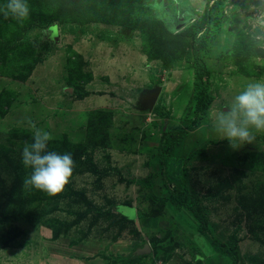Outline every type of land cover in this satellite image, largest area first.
Listing matches in <instances>:
<instances>
[{"label":"rangeland","instance_id":"obj_1","mask_svg":"<svg viewBox=\"0 0 264 264\" xmlns=\"http://www.w3.org/2000/svg\"><path fill=\"white\" fill-rule=\"evenodd\" d=\"M78 1L27 0L24 20L0 12V264H232L190 211L162 199L174 188L197 198L214 241L229 247L236 237L233 264H264V133L234 151L212 128L216 109L264 79L261 0ZM131 1L146 5L134 30L118 23ZM90 7L101 17L78 20L76 33L50 19L88 17ZM190 16L194 37L177 22ZM236 40L247 53H228ZM189 48L213 100L200 126L159 156L165 130L194 117ZM155 87L153 109H142L141 94ZM33 123L53 135L48 150L75 161L57 195L23 187ZM144 243L151 252L136 255Z\"/></svg>","mask_w":264,"mask_h":264},{"label":"clouds","instance_id":"obj_2","mask_svg":"<svg viewBox=\"0 0 264 264\" xmlns=\"http://www.w3.org/2000/svg\"><path fill=\"white\" fill-rule=\"evenodd\" d=\"M0 12H3L5 18L11 14L18 20H24L29 16L30 7L27 0H7L0 7ZM258 12L256 24L264 29V0H261ZM31 127L32 142H26L21 151L22 164L31 168V173L23 181V187L57 195L69 183L75 161L69 152L61 154L48 150L53 135L36 127L34 123ZM212 128L218 139L226 140L234 151L252 144L256 133H264V79L247 82L228 104L216 109L212 114Z\"/></svg>","mask_w":264,"mask_h":264},{"label":"trees","instance_id":"obj_3","mask_svg":"<svg viewBox=\"0 0 264 264\" xmlns=\"http://www.w3.org/2000/svg\"><path fill=\"white\" fill-rule=\"evenodd\" d=\"M85 1L86 0H79L77 2L78 6L80 7L81 4L84 3ZM90 1L91 3H95L96 0H90ZM33 4H36V1ZM55 4H58V2H55ZM75 4H76V0H75ZM145 7H146L145 4L142 5L138 2L131 1V10L129 12H122L124 14L123 16L119 18L118 23L122 26H125L133 30L136 28H140L141 24L145 22L143 21L145 20V17H144ZM53 8L55 9L57 8V6H54ZM92 8L93 7H90V10L88 11V17H83L79 13V11L70 10V16L63 15V16L52 17V14H50V19L53 20L54 18L61 17L60 19H62L63 21L61 22L67 25L68 32L76 33L80 29V26L76 24L78 20L92 19L95 21L96 19L101 17ZM72 9H74V7ZM68 19H72V20L68 21ZM177 22L180 24L182 21L180 19ZM181 27H185V25ZM81 31H83V29H81ZM185 32L188 34H191L190 36L192 37H194L196 34L192 26L185 27ZM102 33L109 35L111 32L104 31ZM202 38L203 36L201 37V39ZM228 53H232L235 55L245 54L247 53L246 44H244L240 40H236L234 41ZM184 60L186 61L192 60L193 62L194 77H195L193 81V97L195 100L194 117L188 124H185V126H174L172 128H167L165 130V132L161 135V138L159 139L158 144L155 147V150L158 152L159 156L164 155L163 150H169L172 145L176 144L178 142V139L183 137L187 133V130H193L200 126L203 118L208 113V106L213 100V96L210 93V89H209L210 85L203 78V75L205 74L204 73L205 65L201 59V56L198 53V50L196 48H191V49L189 48L188 50H186L184 52ZM163 113L165 114L166 112H163ZM100 119L104 120V117L101 116ZM140 182L150 184V185L152 184V182L149 179H140ZM167 190L169 192V195L162 199L164 201H169L170 203H173L176 207L181 206V207L186 208L188 211H190V213L193 215V217L198 222L197 230L201 234L205 235V237L208 238L212 242V244L215 246L217 250H224L225 254L231 259V262L233 264L235 262V257L237 255L236 254L237 250L235 247L236 237L234 235L230 236L229 247H224L223 244H220L214 241L211 238V236H209V234L207 233L206 219L203 213L198 208L197 198L194 195H191L186 189L177 190V188H174L172 190H169V189ZM118 209H121L123 211L128 209L129 213L133 210L132 208H127L126 206H119ZM101 213H105V211H101ZM150 243L152 246L156 245V242L154 240H152Z\"/></svg>","mask_w":264,"mask_h":264},{"label":"water","instance_id":"obj_4","mask_svg":"<svg viewBox=\"0 0 264 264\" xmlns=\"http://www.w3.org/2000/svg\"><path fill=\"white\" fill-rule=\"evenodd\" d=\"M190 20H192L191 16L189 18H187L186 20L182 21L179 25L183 26L184 24H186ZM180 26L177 25L172 30H176ZM55 30L56 29H54L52 36L55 39H57V35H56ZM160 91H161L160 87H155V88H150V89L144 90L143 93L141 94V98L139 100V104L141 105V108L145 109V110L153 109V107H154V105H155V103L159 97ZM130 213H131V216L133 218H135L134 211L132 210ZM136 224H137V222H136ZM134 252L136 255L149 254L151 252V247H150L149 243H144L143 246L136 248Z\"/></svg>","mask_w":264,"mask_h":264}]
</instances>
